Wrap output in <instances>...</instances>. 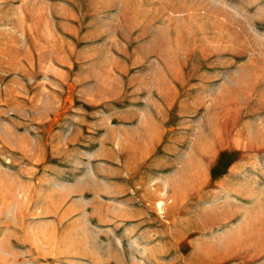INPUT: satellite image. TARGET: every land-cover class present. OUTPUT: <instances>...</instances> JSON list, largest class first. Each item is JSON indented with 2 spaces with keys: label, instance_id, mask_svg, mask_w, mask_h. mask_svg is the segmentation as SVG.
Masks as SVG:
<instances>
[{
  "label": "rangeland",
  "instance_id": "rangeland-1",
  "mask_svg": "<svg viewBox=\"0 0 264 264\" xmlns=\"http://www.w3.org/2000/svg\"><path fill=\"white\" fill-rule=\"evenodd\" d=\"M0 264H264V0H0Z\"/></svg>",
  "mask_w": 264,
  "mask_h": 264
}]
</instances>
